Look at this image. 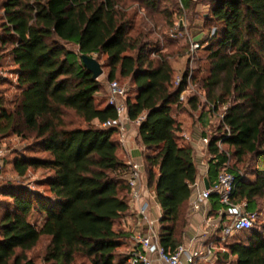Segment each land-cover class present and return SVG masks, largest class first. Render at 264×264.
<instances>
[{"label": "trees", "instance_id": "trees-1", "mask_svg": "<svg viewBox=\"0 0 264 264\" xmlns=\"http://www.w3.org/2000/svg\"><path fill=\"white\" fill-rule=\"evenodd\" d=\"M194 1L181 0L183 6L178 8H189ZM158 3L0 0V48L7 50L15 65L21 91L15 108L0 112V134H19L42 150L44 156L16 154L11 164L23 179L29 168L41 169L44 174L36 185L49 189L47 194L14 181L0 187L6 197L0 200V264H38L33 254L42 243L40 264H129L131 259L130 253L119 250L130 235L116 224L131 215L132 168L120 156L118 126H104L117 120V110L109 103L100 105L102 83L84 65L83 55L97 54L99 62L107 55L108 80L121 76L136 88L133 98L127 94V113L131 120H141L147 186L161 208L160 243L169 251L184 245L199 168L193 147L183 141V122L175 109L183 104L179 97L188 84L192 56L188 52L187 70L176 85L173 54L155 50L152 56V33L162 27L150 15L135 27L130 14L133 9L158 10ZM209 4L206 19L218 26L200 44L209 51L210 61L201 78L210 105L200 116L203 127L207 129L211 111L227 105L215 133H203L212 157L209 182L213 184L227 167L235 176L234 202L260 212L264 206V0H209ZM162 12L169 28L173 12L168 8ZM196 71L193 68L192 83ZM186 100L198 109L197 97ZM71 116L85 126L76 125ZM6 159L7 155L2 158L3 171ZM213 207L224 206L217 198ZM220 215L223 222L225 215ZM238 233L242 234L237 240L228 242L230 236L219 229L204 244L216 246L212 259L203 254L193 264L213 260L264 264V223Z\"/></svg>", "mask_w": 264, "mask_h": 264}, {"label": "rangeland", "instance_id": "rangeland-1", "mask_svg": "<svg viewBox=\"0 0 264 264\" xmlns=\"http://www.w3.org/2000/svg\"><path fill=\"white\" fill-rule=\"evenodd\" d=\"M158 10L151 9H140L131 10L130 14L132 15V20L134 22L135 27L140 25L146 16H153L157 25L161 26V29L154 31L152 33V48L153 53L152 56H155V50H160L161 52H170L172 55V63L175 68L174 72V83L176 84V80L181 78L185 71L187 70V58L188 52L190 50L191 41L199 42L200 44L208 38L209 36L214 35L217 30L218 24H216L212 19L207 20L206 17L210 15L211 5L209 4V0H195L194 3L191 4L189 8L179 9L178 6H183L181 0H158ZM179 4V5H178ZM137 6V5H136ZM163 8H168L171 12H173V25L169 28L165 24V14L162 12ZM3 16L2 11L0 10V25L2 24L1 18ZM176 29H181L184 36L180 39H174L170 36V33ZM165 32L168 36H166ZM8 46L7 48H9ZM7 50L0 48V112L5 108V110L12 111L16 106V99L20 94V90L17 86V75L15 74V65L12 60L6 56ZM196 60L193 63V68L197 69L196 79H193V88H191L187 94V99L190 97H197L199 99V107L194 110L192 105H190L185 100L180 107L175 109V115L179 120H184L188 124L187 126H191L193 128L198 123L201 126L203 133L211 136L215 133L217 126L219 125L222 115L226 109L227 105H222L219 107L217 112L210 113V119H208L207 129L203 127L200 121V116L202 111H207L210 109V105L207 104L206 92L203 88V83L201 82V78L205 74V70L209 67V51L206 50L204 45L200 46V48L196 51ZM95 57H98L97 54H94ZM108 57L107 55L100 56V62L103 65L104 73L99 77V80L102 83V92L99 95V102L101 106H105L108 101ZM200 72H198V70ZM119 83L123 88L126 89L127 94L130 98L135 96L136 88L133 84H131L130 79L119 76L117 78ZM184 115H182L180 112ZM184 116V117H183ZM209 117V116H208ZM70 119L74 120L76 125L85 126L83 122L78 120L76 117H70ZM185 138V137H184ZM35 146L32 139H26L24 136L14 134L13 132H9L6 134H0V151L3 153L2 158L7 155V159L4 162V171L2 173V181L0 182V187L3 186L7 181H14L16 183H25L27 185L30 184V187L36 190L45 191L49 194V189L44 185H36V180L43 177L44 171L41 169L35 170L33 168H29L26 179L21 178L15 172L11 161L16 156V154H26V155H37L44 156V153L41 149L37 147H33L34 149L30 150V148ZM209 158V156H208ZM205 157V160L208 159ZM212 158V157H210ZM24 180V181H23ZM6 199L3 195L0 194V200ZM244 203V202H243ZM245 204V203H244ZM143 219V218H142ZM264 223V206H262L260 212H258V218L255 222V225L260 226ZM157 225V224H155ZM147 225H144V231H147ZM116 228L122 229L130 236L126 240V244L122 246L119 250L124 254L130 253L131 248L134 246V226L128 223L127 219L118 220L116 224ZM242 233H235L231 235L227 241H235L241 236ZM223 245V244H222ZM222 245H218L217 249L222 248ZM44 244H40L38 249L34 252L37 258L38 264L42 261L39 258L43 252ZM203 250L204 247H201ZM82 262V260L80 261ZM206 264H217L213 261H205ZM87 264V263H86Z\"/></svg>", "mask_w": 264, "mask_h": 264}, {"label": "built area", "instance_id": "built-area-1", "mask_svg": "<svg viewBox=\"0 0 264 264\" xmlns=\"http://www.w3.org/2000/svg\"><path fill=\"white\" fill-rule=\"evenodd\" d=\"M174 39H180L184 36L181 29H176L170 33ZM191 62L190 74L188 77L187 87L179 97V102L182 103L187 99V94L192 85V71L193 63L196 60V51L200 48V43L191 41L190 44ZM182 82V77L176 80V85ZM108 101L109 104L115 106L118 118L117 120H109L104 126L117 125L121 143L123 146L126 144V127L125 120L129 119L126 106L127 91L121 86L118 80L109 82L108 85ZM138 121H141L140 119ZM203 142L208 146L209 139L204 138ZM221 142L219 145L221 146ZM3 153L0 151V182L2 181ZM132 173L130 177V186L132 188L131 204L135 206L139 215L142 216L148 230L146 232H134V246L130 250L131 259L129 264H193L196 257L206 254L207 258H212L216 246L209 244L201 248L192 250L181 245L175 251L166 250L160 243L159 235L154 233L153 221L150 218L151 199L155 195L150 191L147 183L144 181V173L141 164L137 162L131 163ZM210 183V182H209ZM195 185V184H194ZM235 176L228 171L227 167L222 168L213 184L210 183V188H203L198 192L196 197L192 200L191 209L193 211H200L210 201L211 196L216 194L220 204L225 208L226 222L222 219L214 224V234L222 229L225 236H231L245 229H250L255 226L258 218V212H252L246 209L244 203L234 202L235 192ZM223 224H222V223Z\"/></svg>", "mask_w": 264, "mask_h": 264}, {"label": "crops", "instance_id": "crops-1", "mask_svg": "<svg viewBox=\"0 0 264 264\" xmlns=\"http://www.w3.org/2000/svg\"><path fill=\"white\" fill-rule=\"evenodd\" d=\"M180 113L184 115L182 111ZM181 122H183V137H185L183 141L185 144L193 147L195 162L199 168V175L195 185L193 186L192 197L189 200L190 224L188 227L187 238L184 242L186 247L196 250L204 247L206 239L214 234V224L218 222V220L220 221L222 219L220 214L225 212V208L221 207L219 209H215L213 207V203L218 197H211L210 201L204 206V208H202V210L193 211L191 209L192 200L196 197L200 190H202L204 187L206 188L205 179L207 178L209 180V165L211 155L209 153L208 146L203 142L205 136L203 135L200 124L198 123L193 128H191V126H187L188 123L186 121L181 120ZM139 126L140 121L138 120L134 121L130 118L125 120L126 144L125 146L122 145L120 156L129 164L133 162L141 164L144 173V181L147 183V174L144 166L145 146L143 145L139 134ZM205 157L208 159L205 160ZM223 214L225 215V213ZM160 217L161 208L154 197L151 199L150 218L153 221L154 233L157 235H159ZM126 219L128 220L129 224L134 226L133 232H146L144 231V220L142 219V216L138 214L135 206H132V204L131 215H129ZM223 222H226L225 216ZM211 259L212 258H209V260Z\"/></svg>", "mask_w": 264, "mask_h": 264}, {"label": "water", "instance_id": "water-1", "mask_svg": "<svg viewBox=\"0 0 264 264\" xmlns=\"http://www.w3.org/2000/svg\"><path fill=\"white\" fill-rule=\"evenodd\" d=\"M82 59H83L84 65L93 74V78L97 79L104 73V69L101 63L94 56L83 55ZM205 186L207 189L210 188V183L207 178L205 179Z\"/></svg>", "mask_w": 264, "mask_h": 264}]
</instances>
